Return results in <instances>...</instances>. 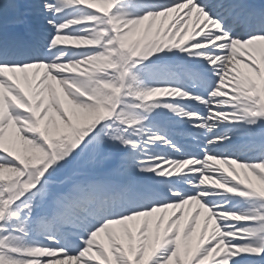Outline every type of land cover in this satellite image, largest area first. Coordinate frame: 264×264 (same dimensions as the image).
Wrapping results in <instances>:
<instances>
[{
  "label": "snow or ice",
  "instance_id": "obj_1",
  "mask_svg": "<svg viewBox=\"0 0 264 264\" xmlns=\"http://www.w3.org/2000/svg\"><path fill=\"white\" fill-rule=\"evenodd\" d=\"M0 264H264V0H0Z\"/></svg>",
  "mask_w": 264,
  "mask_h": 264
}]
</instances>
